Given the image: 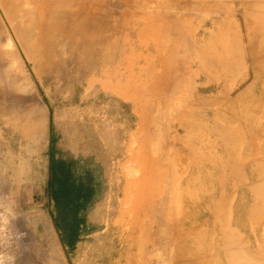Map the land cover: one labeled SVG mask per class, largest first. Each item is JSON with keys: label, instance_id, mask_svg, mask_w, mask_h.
Masks as SVG:
<instances>
[{"label": "rangeland", "instance_id": "rangeland-1", "mask_svg": "<svg viewBox=\"0 0 264 264\" xmlns=\"http://www.w3.org/2000/svg\"><path fill=\"white\" fill-rule=\"evenodd\" d=\"M252 2L228 0L218 15L196 11L182 32L175 22L151 17L133 35V51L115 58L108 48L113 59L106 63L97 47L63 38L53 62L43 67L20 47L13 32L18 23L0 6V264H170L211 255L210 210L225 189L230 198L225 216L237 201L234 215L242 235L253 241L255 231L264 246V213L241 181L264 168V67L253 71L245 59L232 73L239 79L235 85L232 75L224 81L213 64L216 57L226 59L220 42L246 50L255 34L245 31L257 20V8L264 10V0L255 8ZM239 25H244L243 45L233 40ZM160 59L167 75H156L149 86L143 78L138 91L103 76L117 63H124L125 74L150 67L160 72ZM177 68L172 89L168 75ZM196 99L211 107L198 109ZM147 203L152 238L142 250L141 227L131 223L142 219L138 207ZM179 215L197 227L184 252L172 234ZM131 230L137 239L131 235L126 244ZM216 260L213 264H220Z\"/></svg>", "mask_w": 264, "mask_h": 264}, {"label": "bare ground", "instance_id": "bare-ground-1", "mask_svg": "<svg viewBox=\"0 0 264 264\" xmlns=\"http://www.w3.org/2000/svg\"><path fill=\"white\" fill-rule=\"evenodd\" d=\"M159 1L160 0H157L156 2L150 1V0H3V2H0V6H1V11L8 18L9 21H13L15 23H18V26L15 25L13 27V32L17 38V42L20 45V47H22L25 51H27L29 53L28 55L31 54V56H32L31 61L33 60L35 63L40 64V67H43L44 65L48 66V64L53 62V60L55 59L56 54L58 52V49H59V42L63 38H64V40L66 39L68 42L69 41L74 42L76 44V46L77 45L78 46L79 45L85 46V44H87V45H93V47H97L98 50H100L101 53H103V55H102L103 60L105 61L104 63H106L107 60H108V62H110V60L113 59V57H110V58L107 57V55H108L107 49L108 48H112L111 49L112 51H109V53L112 54L115 58H116V56H118V54L120 55L123 51L128 52L127 49H130L129 50L130 52L133 51V46H134L135 42H133L132 37L134 34H137V31L139 29L141 30V29L146 28L148 26L147 25V24H149L148 21L152 20L149 18L156 17L157 20L161 23H163L164 21H167V20H168V22H171V23L175 22V24L177 25L176 27H178L177 31L178 30L181 31L183 28L184 29L187 28L186 26L188 25V22H190V20H192L191 15L194 14V12H196V11L200 12L202 9L206 8V10H208V11L213 10L214 12L212 14L218 15L219 12L221 13L222 5L225 4L228 0H166V1L164 0L161 2H159ZM252 1H253L252 4L254 5V8L257 7L258 5H261V4H256V3L260 2V0H252ZM244 2L242 3V5L246 4ZM261 7L264 8L263 5H261ZM259 8H257V11H256L257 20L256 19L251 20L250 28L247 29V31H245V34H255V35H252L249 38V40L246 42L247 45H246L245 51L243 48H237V47L232 48L230 45H227L225 43L220 42V44H219V47L222 48L221 54L224 57H226V59L224 60L221 57H216L213 60V64H214V66H217L218 69H220L222 71V73L224 75V81H228V80L230 81L229 78L231 77L233 71L237 70L239 68V65L244 63L245 59H246V61L249 62V66L251 67V70H253V71L254 70L261 71L262 70L263 71V67H264V10H261ZM169 13H172V14L175 13V16L169 15ZM203 13L205 14V12H203ZM200 14H202V12ZM208 14H209V12H208ZM210 14H211V12H210ZM226 15L228 16V14H226ZM140 16H144L146 21L144 22L141 19L139 21H142V22H139L138 18ZM233 16L236 18V11L235 10L233 12ZM211 20H212V18H211ZM22 22H25L26 26L23 27ZM19 23L21 24V26H22L21 28H23V29L19 28ZM169 28H171V27H169ZM169 28H168V30H171ZM152 29H154V28H152ZM223 29H227V27L224 26ZM149 30H147V31H149ZM168 30H165L164 34H169ZM182 31H185V30H182ZM186 31H188V30H186ZM243 34H244V25H239L236 32L234 33V36H233L234 37L233 40H234V42H236L235 44H237V45L242 44ZM245 34H244V36H245ZM123 35L129 36L131 38L130 42H128V38L124 37ZM139 37L140 36L138 35L137 38H139ZM145 37H146V34H145ZM77 38H80V42L78 44H77ZM13 42L14 41H11L9 46H13L14 45ZM167 42H169V41H167ZM170 44L172 45V43H170ZM211 45H212V43H211ZM215 46H217V45H215ZM12 48H14V47H12ZM171 50H170V52H172L171 57H172V61H173L175 49H171ZM91 52L93 53L94 51H91ZM88 54H90V53H88ZM123 54H124V52H123ZM5 55H7V54H5ZM203 56H205V55L203 54ZM44 62H45V64H44ZM159 62L161 64L160 72H156L155 69L150 67L147 69H141L138 73H135L134 71H132V72H129V74L121 73L120 66L122 67V65H124V63H120L118 65V63L116 62L117 67L110 73L103 72V76L106 77L107 79H109L111 82L115 81L118 86L122 85V83H123L124 86L128 90L138 91L137 90V89H139V87H137L139 84L138 82L143 80V78H146V79H144V80H146V82H144V84L149 86L148 82L150 81V79L154 78L156 75H159V74H160V76L162 74H163V76L165 74L167 75V73H166L167 71H166L164 63H163L164 60L160 59ZM174 66H176L175 63H173V67ZM179 75H180L179 68L172 69L171 72H169L168 76H171L172 87H173L172 89H175V82H176L175 80L177 79V77ZM235 78H236V80H235ZM231 79H233V80H231V82L234 83L235 85L239 81V79H237V77H235V75H232ZM184 87L186 88L185 85H182V88H184ZM142 90H145V89L142 88ZM165 91H167V90H165ZM159 92L165 93L163 91H159ZM153 93H156V91ZM156 96H158V95H156ZM195 101H197V99ZM210 101H212V100H210ZM197 102H198V109H201L202 106H204V107L207 106L208 109L211 107V103L208 101H205L203 99L202 100L199 99V101H197ZM212 104H213V102H212ZM183 112H184V110L182 112H179V113H181V115H183ZM182 118H184V116ZM204 127L205 126H203V128ZM215 132L216 131H214V133ZM255 162L257 163L258 161H255ZM258 163H257V165H259ZM258 169L259 170L257 172H252V174H250L248 176L246 181H243V180H241V181L243 182L242 186L244 187V189L247 192H249L250 195L255 196V197H253L254 203H256V204H254L255 207L256 208L258 207L259 211L264 213V168L258 167ZM174 170L176 171L177 168L176 169L174 168ZM232 170H234L233 167H232ZM175 171H173V173ZM174 175H176V174H174ZM177 176H178V174H177ZM153 178H155V177H153ZM250 178H252V179H250ZM180 182L182 185V179L180 180ZM173 183H175V182H173ZM223 183L224 182L221 183L222 186H223ZM177 184H179V183L177 182ZM179 185H178V187H179ZM233 187L236 188V186H233ZM225 190L221 193V195H219L220 200L218 202L215 201V204L213 206L214 208L212 209V211L210 210L211 218H209V219L213 220V225H214L213 228L215 230L214 231L215 234H214L213 238H211L212 242H211L210 248H211L212 254L211 255L204 254V255H201L200 258L188 257L184 260L183 259H177V260H173V261L171 260L172 262L170 264H213L216 259L220 260V264H264V246L262 245V241L260 239L259 234L254 231L251 237H254L255 240L250 241L248 238H246L245 235H242L243 232L239 229L240 225L237 222L239 219L236 221L235 215H234L235 214L234 209L236 211L237 209L240 208L238 206L237 201L233 200L234 201V203L232 205L233 211L229 215L228 214L229 210H228L227 214L229 215V217L225 216V213H224L225 209H226L225 207L228 206V200H230L228 194L226 193L227 191L225 192ZM177 194H179V193L177 192ZM150 195H152V193L149 194L148 197H150ZM236 198H237V196H236ZM146 199H147V197H146ZM152 199H153V196H152ZM149 200H150V198H149ZM215 200H217V199H215ZM208 201H209V199L207 200V202ZM212 201L213 200L210 199V202H212ZM170 202H174V200H172ZM229 202H231V201H229ZM143 207H144L143 209H142V206L138 207L141 209L142 219H141V216L139 215L137 217V220H135L131 223L132 224L131 228L135 229L136 227H141V230H142V235H141V240H140V242L142 243L141 249L145 250L146 247L148 246V243L151 242L152 227L147 226V224H146L148 216L151 214L150 213V206L147 203ZM176 207L178 208L179 206L177 205ZM255 207H254V209H255ZM179 209H181V208H179ZM155 211H157V210H155ZM178 211H181V210H178ZM150 216H149V218L151 220ZM178 217L181 218L180 215ZM251 217H252V221H254L255 218H253V217H256L255 210L252 211ZM175 219H177V218H175ZM256 220H257V218H256ZM167 221H170V220L164 219L165 223H167ZM176 222L177 223H176L175 229L172 231V234H174V236H176L178 238V240L180 242H182V243H180V242L179 243L183 244V248H181V249H183L182 252H184L185 240L188 237H190V235L192 234V231L194 229L193 227H196V226L194 225V222H187L186 220H184V218L178 219V221L176 220ZM208 222H211V221H207V223ZM205 223H206V221H205ZM235 224L237 226L236 228L234 227ZM186 226H188V227H186ZM160 229H159V231H160ZM167 232L168 231H166L165 233L168 234ZM169 232H171V231H169ZM160 233H161V231H160ZM133 234H134V232L131 230V234L129 236L127 235V238L123 239V240H125L126 244L128 243V241L131 240V235L134 237V239H137V238H135V235H133ZM170 234L171 233H169V235ZM174 236H173V239H175ZM155 237H157V236H155ZM174 244L175 243H173V245ZM173 245H172V247H173ZM177 245H178V243H177ZM174 246H176V244ZM164 249H166V248H164ZM174 251L177 254L178 253L180 254V252H181V251H179V249H178V252L176 250H174ZM175 252H173V253L175 254ZM126 253H128V247L126 248ZM114 254H115V252H114ZM146 254L149 255V252H147ZM183 256H184V253H183ZM128 264H132V261L128 262ZM166 264H167V262H166Z\"/></svg>", "mask_w": 264, "mask_h": 264}]
</instances>
